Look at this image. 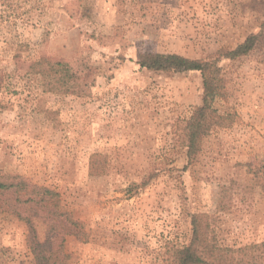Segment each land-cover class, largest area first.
<instances>
[{"label": "rangeland", "instance_id": "1", "mask_svg": "<svg viewBox=\"0 0 264 264\" xmlns=\"http://www.w3.org/2000/svg\"><path fill=\"white\" fill-rule=\"evenodd\" d=\"M264 0H0V175L60 196L86 243L66 237L67 264H171L190 217L214 218L221 246L264 242V40L219 62L233 114L196 154L184 128L201 104L198 72L141 71V53L198 60L258 33ZM40 58L93 69L83 96L43 92ZM43 235L39 220L34 222ZM27 226L0 212V264H34Z\"/></svg>", "mask_w": 264, "mask_h": 264}, {"label": "trees", "instance_id": "2", "mask_svg": "<svg viewBox=\"0 0 264 264\" xmlns=\"http://www.w3.org/2000/svg\"><path fill=\"white\" fill-rule=\"evenodd\" d=\"M264 40V22L255 35L245 38L231 50L220 49L214 56L198 60L174 53H141L139 69L155 73L198 72L202 81L201 104L194 107L184 128L185 147L190 155L198 152L202 139L214 127L226 128L234 120L233 114L219 113L216 100L224 97V82L219 62L247 56ZM264 60V59H263ZM27 72L39 77L43 92L56 95L83 96L93 86L91 67L84 73L75 71L68 63L40 58L27 65ZM264 195V161L260 171ZM0 212L13 216L27 226L26 244L34 264H67L64 251L66 237L86 243L84 224L61 209L57 192L31 183L19 175H0ZM39 220L43 235L38 237L34 222ZM214 218L206 213L190 217L191 234L188 243L170 250L171 264H264V242L241 247L221 246L216 238Z\"/></svg>", "mask_w": 264, "mask_h": 264}]
</instances>
